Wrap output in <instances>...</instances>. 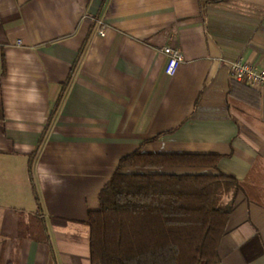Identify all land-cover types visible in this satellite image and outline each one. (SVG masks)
<instances>
[{
	"label": "crops",
	"instance_id": "crops-1",
	"mask_svg": "<svg viewBox=\"0 0 264 264\" xmlns=\"http://www.w3.org/2000/svg\"><path fill=\"white\" fill-rule=\"evenodd\" d=\"M234 60L264 67V0H0V264H91L87 212L137 150L217 155L158 171L239 181L217 264H264V93Z\"/></svg>",
	"mask_w": 264,
	"mask_h": 264
},
{
	"label": "trees",
	"instance_id": "trees-1",
	"mask_svg": "<svg viewBox=\"0 0 264 264\" xmlns=\"http://www.w3.org/2000/svg\"><path fill=\"white\" fill-rule=\"evenodd\" d=\"M217 159L138 150L121 157L99 191L97 209L87 212L90 263H219L234 203L224 202V195L240 189V182L224 173L158 171L213 168Z\"/></svg>",
	"mask_w": 264,
	"mask_h": 264
},
{
	"label": "built area",
	"instance_id": "built-area-1",
	"mask_svg": "<svg viewBox=\"0 0 264 264\" xmlns=\"http://www.w3.org/2000/svg\"><path fill=\"white\" fill-rule=\"evenodd\" d=\"M98 34H104L102 28L98 30ZM162 53L166 56L164 72L167 75H172L183 61V53L179 48L172 46L163 47ZM229 76L235 81L243 82L250 87H256L264 93V67H257L239 60L230 61Z\"/></svg>",
	"mask_w": 264,
	"mask_h": 264
}]
</instances>
